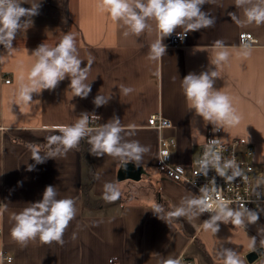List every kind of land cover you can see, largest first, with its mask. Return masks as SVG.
Instances as JSON below:
<instances>
[{
	"label": "crops",
	"instance_id": "1",
	"mask_svg": "<svg viewBox=\"0 0 264 264\" xmlns=\"http://www.w3.org/2000/svg\"><path fill=\"white\" fill-rule=\"evenodd\" d=\"M26 2L21 6L30 7L34 0ZM40 3L31 26L13 41L15 51L8 54L0 48L5 57L0 62V205H7L0 213V264H165L168 259L178 264H224L225 249L234 250L241 264H264V205L253 209L259 214L256 223L235 226L221 217L216 222L219 231L213 233L204 228V222L218 211L208 214L191 204L200 200L198 194L168 179L159 166L160 139L172 141V160L186 172L207 140L238 142L239 154L252 149L248 160L257 182L264 186V24L240 26L230 15L244 19L235 0H208L202 10L215 18V24L189 32L183 41L174 32L163 39L165 55L152 60L150 45L158 38L153 21H149L152 31L124 37V26L111 19L101 0ZM66 33L75 35L81 67L93 58L85 81L91 92L86 98L73 96L70 80L65 78L53 90L33 93L30 104L21 102V78L27 83L34 63L32 51L42 43L55 46ZM244 34L252 40H245ZM216 41H222L230 53L219 66L211 64L218 50ZM243 44L250 46L249 56L242 54ZM212 70L219 73L214 89L230 98L240 117L238 124L218 131L188 109L181 88V79L189 72ZM121 85L133 91L124 95ZM97 95L110 98L97 107L93 103ZM82 113L88 114L93 134L115 117L120 119L122 143L138 141L148 147L140 166L128 163L138 169L136 186L143 187L144 193L128 183L133 181L118 180L119 158L89 153V137L65 155L39 164L32 159L33 149L47 156L55 148L49 138L60 134L57 126L74 124ZM151 116L167 119L170 127H149ZM106 183L118 190L116 200L105 199ZM49 185L56 188L57 199L75 202L76 214L64 231V243L43 244L37 238L22 246L11 237L12 214L39 201ZM155 205L162 210L155 213ZM178 207L185 214L170 216ZM259 249L262 254L250 263L246 257Z\"/></svg>",
	"mask_w": 264,
	"mask_h": 264
},
{
	"label": "clouds",
	"instance_id": "2",
	"mask_svg": "<svg viewBox=\"0 0 264 264\" xmlns=\"http://www.w3.org/2000/svg\"><path fill=\"white\" fill-rule=\"evenodd\" d=\"M208 0H101V6L110 15L111 19L124 26L123 36L139 37L146 30L152 31L153 21L158 38L150 45L149 59L161 58L166 53V46L163 39L171 36L174 32L183 41L189 32L210 28L215 24V18L209 16L202 10V6ZM26 0H0V46H3L8 54L15 51L13 41L18 33L25 31L31 26V17L39 14L41 7L40 0H34L30 7H23ZM28 4V3H27ZM235 6L243 9L244 19L241 20L234 14H230L240 26L249 24H264V0H235ZM23 18V19H22ZM177 28L184 31L177 32ZM218 49L211 61L212 65L219 66L227 62L230 56L229 51L222 41H216ZM244 56L251 54L248 44H243ZM27 51V50H26ZM34 63L28 73L27 83L22 82L19 88V98L21 102L30 104L33 93H41L42 90H53L58 84L68 78L69 87L73 91V96L86 98L91 92L90 83H85L91 69L93 58H89L87 63L81 67L82 60L78 57L75 44V35L66 33L55 46L49 47L42 43L32 51ZM5 57L0 55V62ZM217 70L202 71L199 74L189 72L181 79V88L186 99L188 109L201 117L203 121L213 125V131H218L222 126H233L240 122V117L232 107L230 98L215 90L214 78H218ZM124 95L133 91L131 87L120 86ZM97 95L93 103L100 107L107 103L108 99ZM95 119L99 117L94 116ZM88 114L82 113L80 118L72 125L57 126L59 135L49 138V144L55 148L47 156H41L33 149L32 159L37 163H43L46 159H54L56 155H65L67 151L77 148L80 141L89 137L88 143L91 145L89 153L95 157L105 154L119 158L122 167L126 168L128 163L140 166L143 155L149 151L147 146L141 145L138 141H128L122 143L120 119L113 117L109 122L100 125L95 129L94 134L88 127ZM210 145H216L217 139H210ZM210 153L205 151L201 167L207 169ZM221 156L217 153L214 161L219 175L228 181L234 180L240 175L239 168L234 162H227L226 167L233 168L231 176L219 167ZM32 170V166H29ZM119 197V192L111 183L105 184V199L114 201ZM198 205L200 210L211 211L213 205L206 200H193L190 202ZM74 200L71 198L57 199V190L54 186H46L42 198L39 201L29 203L19 213L12 214L14 224L11 228V237L22 246H26L29 241L39 239L43 244L56 242L63 245V234L69 222L74 218L76 209ZM218 207L217 215L204 222V228L210 229L213 233L219 231L216 223L223 217L224 221H231L235 226H245L247 223H256L259 214L253 210L241 206L239 210H233L225 204ZM7 205H0V213L6 210ZM161 206L155 205L154 212H160ZM185 214L182 207H178L170 216L181 217ZM252 239L253 251H255V237ZM224 264H241L237 253L232 249H225L222 254ZM165 264H178L177 260L168 259Z\"/></svg>",
	"mask_w": 264,
	"mask_h": 264
},
{
	"label": "built area",
	"instance_id": "3",
	"mask_svg": "<svg viewBox=\"0 0 264 264\" xmlns=\"http://www.w3.org/2000/svg\"><path fill=\"white\" fill-rule=\"evenodd\" d=\"M245 40L251 41V35L244 34ZM178 41H181L178 38ZM1 48V46H0ZM6 80L5 83H9ZM148 126L161 130L170 127V122L161 116H151L148 121ZM210 140H207L201 148L200 157L194 161L191 170L186 172L184 167L176 164L172 160L170 148L173 145L171 140H159V166L164 172V175L173 182L184 184L194 190L200 200H206L212 204L213 210L205 211L212 214L219 211L218 207L221 204L227 205L233 210L241 208V206L253 210L258 205H264V186L257 182V176L254 172L252 160H248L253 155V151L248 150L245 154H239L236 151L238 142L222 143L218 141L216 145H210ZM205 151L210 153L208 166L205 170L201 167ZM221 156L219 167L222 168L228 176H231L234 169L226 167L227 162L232 161L239 168L240 175L234 180L228 181L225 177L219 175L214 157L216 154ZM4 260L10 261L9 257ZM181 264H191L184 262Z\"/></svg>",
	"mask_w": 264,
	"mask_h": 264
},
{
	"label": "water",
	"instance_id": "4",
	"mask_svg": "<svg viewBox=\"0 0 264 264\" xmlns=\"http://www.w3.org/2000/svg\"><path fill=\"white\" fill-rule=\"evenodd\" d=\"M118 180L119 181L130 180L134 182L139 181L140 180L139 171L131 164H127L126 168L122 167L121 165L118 172ZM262 252H263L262 249H259L256 252H252L246 257V259L250 263H252L256 259V257H258V255L262 254Z\"/></svg>",
	"mask_w": 264,
	"mask_h": 264
},
{
	"label": "rangeland",
	"instance_id": "5",
	"mask_svg": "<svg viewBox=\"0 0 264 264\" xmlns=\"http://www.w3.org/2000/svg\"><path fill=\"white\" fill-rule=\"evenodd\" d=\"M136 182H137V181H136ZM136 182L133 181V182H128V183L131 184L132 186H134L136 190H140L141 192L144 193V192H145V189H144L143 187H142V188H138V187L136 186ZM122 183H125V182H122ZM138 184H139V183H138ZM138 184H137V185H138ZM254 264H258V263H254Z\"/></svg>",
	"mask_w": 264,
	"mask_h": 264
}]
</instances>
